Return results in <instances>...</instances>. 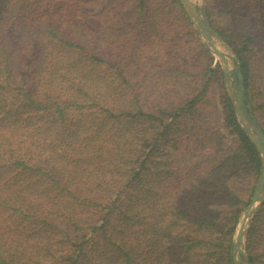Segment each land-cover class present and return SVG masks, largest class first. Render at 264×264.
Wrapping results in <instances>:
<instances>
[{"label": "trees", "instance_id": "obj_1", "mask_svg": "<svg viewBox=\"0 0 264 264\" xmlns=\"http://www.w3.org/2000/svg\"><path fill=\"white\" fill-rule=\"evenodd\" d=\"M206 3L264 130V0ZM261 170L179 0H0V264H233Z\"/></svg>", "mask_w": 264, "mask_h": 264}, {"label": "water", "instance_id": "obj_2", "mask_svg": "<svg viewBox=\"0 0 264 264\" xmlns=\"http://www.w3.org/2000/svg\"><path fill=\"white\" fill-rule=\"evenodd\" d=\"M179 2L203 46L221 65L225 88L231 99L237 121L260 155L261 174L253 190L250 203L241 214L231 248L233 264H251L246 252V238L250 225L264 206V130L257 121L252 104L246 95L244 78L239 68L240 61L221 49L218 43L219 36L209 23L204 5L198 6L193 0H179ZM231 64L235 68H232Z\"/></svg>", "mask_w": 264, "mask_h": 264}, {"label": "rangeland", "instance_id": "obj_3", "mask_svg": "<svg viewBox=\"0 0 264 264\" xmlns=\"http://www.w3.org/2000/svg\"><path fill=\"white\" fill-rule=\"evenodd\" d=\"M198 6H200V5H204V7H205V10H206V14H207V3H206V0H193ZM207 16H208V14H207ZM208 19H209V17H208ZM209 23H210V19H209ZM210 25H211V23H210ZM211 27H212V25H211ZM213 28V27H212ZM195 30V29H194ZM214 30V29H213ZM201 41V40H200ZM202 42V41H201ZM218 43H219V45H220V47H221V49L226 53V54H228L229 56H231V57H236V56H234L233 54H232V52H230V50H228V48L226 47V45L224 44V42L221 40V38L219 37V41H218ZM217 62V61H216ZM218 63V62H217ZM220 65V64H219ZM220 67H221V65H220ZM231 67L232 68H235V66L233 65V64H231ZM221 70H222V68H221ZM223 80H224V77H223ZM233 80H234V78H233ZM224 86H225V84H224ZM226 89V88H225ZM226 93H227V91H226ZM228 95V94H227ZM228 98L230 99V97H229V95H228ZM230 101H231V99H230ZM232 103V102H231ZM253 112H254V110H253ZM254 115H255V117H256V119H257V121L259 122V124L261 125V123H260V120H259V116L254 112Z\"/></svg>", "mask_w": 264, "mask_h": 264}]
</instances>
